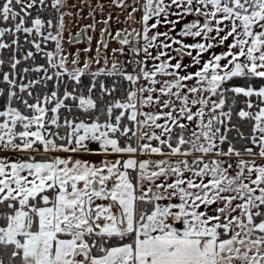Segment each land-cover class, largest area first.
<instances>
[{
  "label": "snow or ice",
  "instance_id": "6c2138e0",
  "mask_svg": "<svg viewBox=\"0 0 264 264\" xmlns=\"http://www.w3.org/2000/svg\"><path fill=\"white\" fill-rule=\"evenodd\" d=\"M0 264H264V0H0Z\"/></svg>",
  "mask_w": 264,
  "mask_h": 264
}]
</instances>
